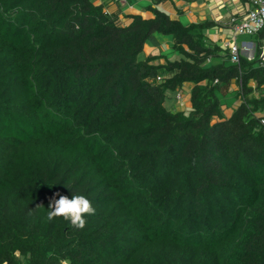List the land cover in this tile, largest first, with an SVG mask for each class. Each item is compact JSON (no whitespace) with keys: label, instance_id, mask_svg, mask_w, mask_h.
Here are the masks:
<instances>
[{"label":"trees","instance_id":"obj_1","mask_svg":"<svg viewBox=\"0 0 264 264\" xmlns=\"http://www.w3.org/2000/svg\"><path fill=\"white\" fill-rule=\"evenodd\" d=\"M148 11L0 0V264H264V29L232 63L212 19ZM155 33L178 59L138 57ZM56 193L91 201L85 228L47 220Z\"/></svg>","mask_w":264,"mask_h":264},{"label":"crops","instance_id":"obj_2","mask_svg":"<svg viewBox=\"0 0 264 264\" xmlns=\"http://www.w3.org/2000/svg\"><path fill=\"white\" fill-rule=\"evenodd\" d=\"M94 4H101L103 6V10L110 14L111 17L115 18L116 22L120 25H126L131 21V16L134 14H138L143 18L152 17L150 11H148V7L150 5H155L157 8H160L168 13L171 18H175L180 20L179 16H185L188 20L187 23H196L203 21L205 19H212L214 21V30L211 28L205 31V35L208 39H210L213 43H217L221 41L222 43L230 42L232 40L227 39V33L225 27H229L228 20L231 16H238L241 12L250 9V6H246L249 3V0H162L157 5L152 3L153 0H149V2L141 5V1L138 3L132 0H92ZM138 1V0H137ZM175 1L176 6L172 5L169 8L167 2ZM136 8L135 6H138ZM231 28V27H229ZM232 29V28H231ZM155 40L151 43H145L143 46L144 57L148 54H153V49L163 42H159L157 37H154ZM172 44V40L170 42ZM167 45V44H166ZM171 47V46H170ZM172 49V48H171ZM245 51V49H244ZM158 54V53H154ZM163 54L166 58L170 59L167 54ZM245 54V53H244ZM143 57V58H144ZM178 59V58H176ZM175 60V59H170ZM163 63L164 58H160L155 61V63ZM193 86L192 83L186 82L182 85L180 90L181 98L183 99L181 104L177 101H173V105L168 109L172 111L185 110L190 106L189 102V91ZM236 83L232 82L230 84L231 90L235 91ZM237 102V103H236ZM238 100L233 101V104L229 108H225L223 105V113L225 115H229L231 113V107H235L238 104ZM166 105V104H165ZM182 105V106H181ZM182 108V109H180Z\"/></svg>","mask_w":264,"mask_h":264},{"label":"clouds","instance_id":"obj_3","mask_svg":"<svg viewBox=\"0 0 264 264\" xmlns=\"http://www.w3.org/2000/svg\"><path fill=\"white\" fill-rule=\"evenodd\" d=\"M250 6H251V4H250ZM227 23H228L229 27L232 28V25L229 23V20ZM262 29H264V28H262ZM262 29H260V30H262ZM260 30H258V31H260ZM258 31H256V32H258ZM256 32H254V33H256ZM254 33H252V34H254ZM245 35H251V34H245ZM232 41L238 45L239 58H240V54L246 56L249 59L253 57L254 43L252 41L242 42V44L239 45L236 42V35H234V34H233V40ZM232 41H230V42H232ZM251 43L253 44V52L249 56L246 53L250 51V48H251L250 44ZM221 46H222V48L226 47L228 49V53H229V48L226 45L223 44ZM263 46H264V41H263V45H262V51H263ZM244 49H245V51H244ZM260 55H262V52ZM229 59H230V53H229ZM259 59H260V57H259ZM262 60L264 61V57L262 58ZM230 61H231V59H230ZM238 62H239V60H238ZM232 63H234V62H232ZM177 94H180L179 89L175 91V100L181 104L183 99L181 98V95H180V98L178 99ZM55 196H59V199H56ZM55 196L49 202V206H48L49 211L47 213V220L48 221H52L56 217H62L64 220L69 221L72 227L78 228V229H83V228H85L86 223H87L85 217L95 215L96 209L93 207L91 201L83 195H73L71 198H69L68 196H64V195H60L59 193H56ZM61 264H68V262L65 260V261H62Z\"/></svg>","mask_w":264,"mask_h":264},{"label":"rangeland","instance_id":"obj_4","mask_svg":"<svg viewBox=\"0 0 264 264\" xmlns=\"http://www.w3.org/2000/svg\"><path fill=\"white\" fill-rule=\"evenodd\" d=\"M132 1H136L137 3L139 1H141V5H144L145 3L149 2V0H132ZM239 2V0H237ZM169 8H171L172 5L176 6V2L175 1H171L170 2H167ZM240 4V2H239ZM246 6H250V4L246 5ZM136 8H139V5L138 6H135ZM172 9V8H171ZM180 18V21L182 23H187L188 20L185 16H182L180 15L179 16ZM212 30H214L215 28L212 27L211 28ZM225 30H226V33H227V39L228 40H233V29L229 28V27H225ZM155 37L158 38L159 42H163L161 44H158L154 49H153V54L154 53H164V54H167V56L170 58V59H176V58H179V54L177 52H174L172 49H171V40H172V37L171 35H165V34H160V33H155L154 34ZM251 41V38H250V35H245V34H238L236 35V42L241 45L242 42H250ZM151 43L153 42L152 40H148L147 43ZM167 44V45H166ZM217 44L219 45H223L225 43H222L221 41L217 42ZM251 48H250V51L247 52L246 54H248L249 56L251 55V53L253 52V44L251 43L250 44ZM139 58H143L144 57V53L143 51L141 53H139L138 55ZM232 93H228L226 97H223L222 98V101L227 103L228 105H232L233 104V101H235L234 99V94H233V90H231ZM175 100V91H167L166 92V97H165V100H164V104H166L165 106L168 108H171V106L173 105V101ZM176 101V100H175ZM237 103V102H236ZM237 105V104H236ZM182 106V105H181ZM182 109V108H180ZM187 109V108H186Z\"/></svg>","mask_w":264,"mask_h":264},{"label":"built area","instance_id":"obj_5","mask_svg":"<svg viewBox=\"0 0 264 264\" xmlns=\"http://www.w3.org/2000/svg\"><path fill=\"white\" fill-rule=\"evenodd\" d=\"M250 9L241 12L238 16H231L229 23L232 25L234 35L237 34H252L264 28V0H249ZM229 48L230 59L237 63L239 60V48L235 42H227ZM159 79V77H158ZM180 98V94H177ZM263 123L264 121L261 120Z\"/></svg>","mask_w":264,"mask_h":264},{"label":"water","instance_id":"obj_6","mask_svg":"<svg viewBox=\"0 0 264 264\" xmlns=\"http://www.w3.org/2000/svg\"><path fill=\"white\" fill-rule=\"evenodd\" d=\"M264 46H263V51H262V55H260V59H262L264 56Z\"/></svg>","mask_w":264,"mask_h":264}]
</instances>
